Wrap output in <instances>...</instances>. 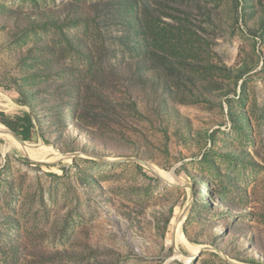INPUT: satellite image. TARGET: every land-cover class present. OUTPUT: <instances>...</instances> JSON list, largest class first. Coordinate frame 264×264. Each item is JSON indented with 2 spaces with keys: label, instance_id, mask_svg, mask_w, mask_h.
<instances>
[{
  "label": "rangeland",
  "instance_id": "374dc122",
  "mask_svg": "<svg viewBox=\"0 0 264 264\" xmlns=\"http://www.w3.org/2000/svg\"><path fill=\"white\" fill-rule=\"evenodd\" d=\"M26 116L0 264H264V0H0V117Z\"/></svg>",
  "mask_w": 264,
  "mask_h": 264
},
{
  "label": "trees",
  "instance_id": "16d2710c",
  "mask_svg": "<svg viewBox=\"0 0 264 264\" xmlns=\"http://www.w3.org/2000/svg\"><path fill=\"white\" fill-rule=\"evenodd\" d=\"M0 121L2 123H4L6 126H8L14 133H16L17 135L22 136V139L24 141H30L31 140L30 130H31V128L33 126H32V123H31V120H30L29 116H26L25 123L23 122V125L21 127V128H24V129L21 130V131H19V129L12 128L11 125L8 122H6L5 120L1 119V117H0Z\"/></svg>",
  "mask_w": 264,
  "mask_h": 264
},
{
  "label": "water",
  "instance_id": "95a60500",
  "mask_svg": "<svg viewBox=\"0 0 264 264\" xmlns=\"http://www.w3.org/2000/svg\"><path fill=\"white\" fill-rule=\"evenodd\" d=\"M0 126H1V128H0V135L12 137L20 145V147L22 148V150H25L28 147V145L26 144V142H24L18 135H16L12 131L8 130L2 124H0ZM25 156L27 158H29L27 154H25ZM35 162L40 163V161H35ZM137 162H139V161H137ZM139 163H142V162H139ZM142 164H144V163H142ZM183 217H184V213H183V215L180 216L179 221H181L183 219Z\"/></svg>",
  "mask_w": 264,
  "mask_h": 264
},
{
  "label": "bare ground",
  "instance_id": "6f19581e",
  "mask_svg": "<svg viewBox=\"0 0 264 264\" xmlns=\"http://www.w3.org/2000/svg\"><path fill=\"white\" fill-rule=\"evenodd\" d=\"M0 128H1V126H0ZM23 152L29 153V154H32V155H38V156L43 155V154H41V151H39V150H32V149H29V148H26L25 150H23ZM178 231H179V229L177 228L176 231H175V236H176V234H178Z\"/></svg>",
  "mask_w": 264,
  "mask_h": 264
}]
</instances>
